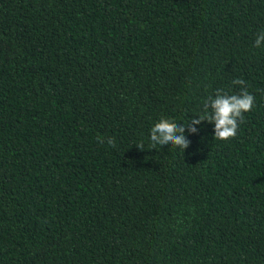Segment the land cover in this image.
<instances>
[{
	"label": "trees",
	"instance_id": "trees-1",
	"mask_svg": "<svg viewBox=\"0 0 264 264\" xmlns=\"http://www.w3.org/2000/svg\"><path fill=\"white\" fill-rule=\"evenodd\" d=\"M262 31L264 0H0V264H264ZM238 78L234 138L153 149Z\"/></svg>",
	"mask_w": 264,
	"mask_h": 264
},
{
	"label": "clouds",
	"instance_id": "clouds-1",
	"mask_svg": "<svg viewBox=\"0 0 264 264\" xmlns=\"http://www.w3.org/2000/svg\"><path fill=\"white\" fill-rule=\"evenodd\" d=\"M262 42H264V31L258 34L254 47L260 48ZM232 83L242 87L240 94L227 95L218 90L215 98L209 97L204 102V114L190 122L188 121L186 125L177 124L165 118L157 122L150 130V141L153 149L155 145H172L185 151L191 143L185 136L186 128L190 133L196 134L198 131L196 125L201 124L205 120L215 125V139L227 141L234 138L238 130V119H243L244 113L251 111L255 98L243 87L245 85L243 79L238 78ZM209 102L210 107L208 106ZM108 143L114 146V139H109ZM137 146L140 149L143 148V144Z\"/></svg>",
	"mask_w": 264,
	"mask_h": 264
}]
</instances>
